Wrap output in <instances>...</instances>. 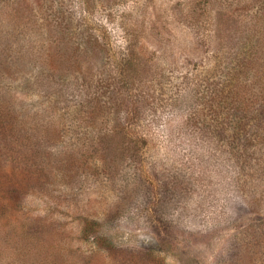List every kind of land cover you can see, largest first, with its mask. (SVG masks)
I'll use <instances>...</instances> for the list:
<instances>
[{"label": "rangeland", "instance_id": "rangeland-1", "mask_svg": "<svg viewBox=\"0 0 264 264\" xmlns=\"http://www.w3.org/2000/svg\"><path fill=\"white\" fill-rule=\"evenodd\" d=\"M224 1L0 0L1 54H31L11 104L58 137L32 189L19 173L14 203L0 201V264H129L162 248L148 264H264V77L231 70L234 52L264 55L259 3ZM213 84L240 87L245 110L195 127Z\"/></svg>", "mask_w": 264, "mask_h": 264}, {"label": "trees", "instance_id": "trees-1", "mask_svg": "<svg viewBox=\"0 0 264 264\" xmlns=\"http://www.w3.org/2000/svg\"><path fill=\"white\" fill-rule=\"evenodd\" d=\"M243 1L246 0H225L223 7L228 10L232 8L235 2ZM252 2L259 3V17L255 21L253 27L257 32L253 35V39L258 38L260 40V37H264V0H252ZM213 25V34L216 35L223 32L224 28L222 23H214ZM232 31L230 29L227 30V41L231 43V41L237 40L236 44H241L243 41L241 34L235 35ZM248 32H250V29ZM248 32L246 33L248 34ZM259 40L256 39V42ZM239 45H237V48ZM64 50L65 52L62 51L58 54L54 53L55 62H57L60 70L61 68L65 70L67 64L71 65L70 58L72 54L70 52L66 53V49ZM5 51L6 49L3 47L4 53L1 54L0 52V201L4 203L7 201L13 204V197L19 194L21 190L20 187H22L21 182H15L17 175L21 173L24 177L29 179L26 181V189H32L34 184L30 181L32 179L37 180V173L42 170L41 166L45 163L43 154L47 149L53 147L58 137L52 132V122H46L45 119L42 118L43 114L37 111L32 112L27 107L23 109L24 105L18 108L13 107L11 104L16 88L28 87L29 84V80L23 76L21 81H19L17 76L20 74L13 71V68L17 65H27L31 62V54L27 52L23 54L25 55L23 56L19 53L22 56L16 59L15 55L6 53ZM249 52L245 50H241L240 53L234 52L235 54L231 56L234 57L236 64L232 66L231 70L234 73L237 72L240 74L243 69H248L249 71L255 72L259 76V81H261L262 77H264V55L259 53L258 50L252 53L250 49ZM80 66H82V70L86 71L84 65ZM22 72L24 74V71ZM36 81H39V76ZM44 82L51 83L52 81L49 79V76H47ZM206 87H208V85H206ZM232 88L233 87L228 90L226 96L223 90L220 91L219 86L213 84L211 88L208 87L206 105L209 110L205 112V114H203V111L202 113L192 114L193 116H190L189 122L195 127H205V125H208L210 122L212 123L214 120L226 116V111L229 109L233 110L236 115L242 113L245 108H242V102H239V99H236L234 96L240 87ZM261 90L262 91L257 95V99L259 100L258 103L264 106V88ZM55 92V96L59 93L61 98V93L58 88ZM231 148L236 149L234 145H232ZM3 165H11L12 167L6 170L3 168ZM18 165L20 166L19 170L16 169ZM88 231L94 236L96 243L100 245V247L102 246L101 248H103V251L107 254H121V252L119 253V251L110 244L108 236L101 235L99 229H92L89 227ZM84 236L85 240H90L86 233ZM164 251L163 248L160 250H142L139 251L141 253L139 256L131 255V253L128 255V258H125L128 259L129 264H148V261L150 262L153 260L154 256H160Z\"/></svg>", "mask_w": 264, "mask_h": 264}]
</instances>
